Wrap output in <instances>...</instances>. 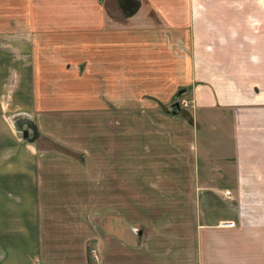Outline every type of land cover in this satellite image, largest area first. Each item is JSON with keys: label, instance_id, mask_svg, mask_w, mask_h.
Masks as SVG:
<instances>
[{"label": "crops", "instance_id": "obj_1", "mask_svg": "<svg viewBox=\"0 0 264 264\" xmlns=\"http://www.w3.org/2000/svg\"><path fill=\"white\" fill-rule=\"evenodd\" d=\"M153 2L159 21L154 26L107 23L105 29L100 0H0V114L7 108L24 109L18 99L33 95L29 88H42L37 79L67 77L66 67L65 73L51 74V65H44L53 62L44 56L53 52L50 39L61 45L65 31L78 33L74 60L85 61L84 71L74 77L91 79L96 93L106 89L124 103L131 88L139 94L150 84L160 94L164 88L186 86L190 97L183 100L197 119L230 126L235 164L219 172L230 176L225 186H204L223 195L230 190L226 197L233 200V213L202 211L197 243L187 247L184 264H264V0ZM68 15L74 17L73 25L64 20ZM172 41L177 44L168 54ZM184 48L181 70L164 74L163 63ZM53 54L55 73L66 61L67 49ZM148 57H157L154 80L141 71ZM30 102L32 110L47 105ZM7 133L8 146L0 130V264H91L76 222L58 215L52 229L44 223L37 147L20 152L12 131ZM229 220L235 226H223ZM97 264L136 263L125 249L113 247ZM158 264H163L160 255Z\"/></svg>", "mask_w": 264, "mask_h": 264}, {"label": "rangeland", "instance_id": "obj_2", "mask_svg": "<svg viewBox=\"0 0 264 264\" xmlns=\"http://www.w3.org/2000/svg\"><path fill=\"white\" fill-rule=\"evenodd\" d=\"M100 3L105 29L107 23L133 28L159 22L153 0ZM64 20L74 24L71 15ZM77 34L63 32L61 45L50 39L54 53L67 49L59 72L54 73L53 52L44 55L53 59L44 63L51 65V74L67 72L65 79H37L42 88H29L34 94L18 99L24 109L11 110L5 105L7 109L0 114L4 143L8 146L7 132L12 131L9 135L15 149L18 145L20 152L29 153L30 146L37 147L44 223L52 229L58 215L76 222L91 264L106 259L113 247L125 249L136 264H158V255L163 264H184L187 247L197 243L202 211L215 216L234 211L233 200L226 194L204 188L228 182L230 176L219 172L235 164L231 128L197 119L192 106L182 104L190 97L182 84L164 88L160 94L150 84L139 94L131 88L124 103L106 89L96 93L90 87L91 79L74 77L85 68V61L75 62V46L80 44ZM175 43L168 44V54ZM179 53H172L170 62L163 63L167 76L181 70L186 49ZM179 56L180 62H175ZM86 58H90L89 48ZM156 65L157 57H148L142 64L148 80H154ZM45 72L47 76L49 71ZM30 101L36 107L40 106L37 101L47 105L32 110ZM26 129L28 138L23 136Z\"/></svg>", "mask_w": 264, "mask_h": 264}, {"label": "built area", "instance_id": "obj_3", "mask_svg": "<svg viewBox=\"0 0 264 264\" xmlns=\"http://www.w3.org/2000/svg\"><path fill=\"white\" fill-rule=\"evenodd\" d=\"M182 103L187 106L188 102L186 100H182ZM231 194V191L230 190H226V195L229 196ZM223 226H228V227H233L235 226V222L232 221V220H229V221H224L223 222Z\"/></svg>", "mask_w": 264, "mask_h": 264}, {"label": "water", "instance_id": "obj_4", "mask_svg": "<svg viewBox=\"0 0 264 264\" xmlns=\"http://www.w3.org/2000/svg\"><path fill=\"white\" fill-rule=\"evenodd\" d=\"M184 91H185L184 89L180 90V91H179V94H182ZM177 106L179 107V106H180V103H177ZM23 136H24V138H28V137H29V131H28L27 129L24 130V132H23ZM140 233H141V232H140Z\"/></svg>", "mask_w": 264, "mask_h": 264}, {"label": "trees", "instance_id": "obj_5", "mask_svg": "<svg viewBox=\"0 0 264 264\" xmlns=\"http://www.w3.org/2000/svg\"><path fill=\"white\" fill-rule=\"evenodd\" d=\"M123 1V0H122ZM129 15H131V14H129ZM126 16H128V15H126Z\"/></svg>", "mask_w": 264, "mask_h": 264}]
</instances>
